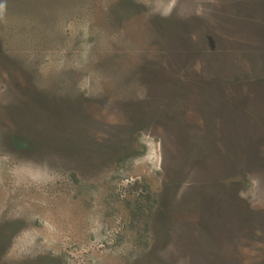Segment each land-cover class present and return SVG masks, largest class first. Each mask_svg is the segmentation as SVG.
Returning <instances> with one entry per match:
<instances>
[{"label":"rangeland","instance_id":"obj_1","mask_svg":"<svg viewBox=\"0 0 264 264\" xmlns=\"http://www.w3.org/2000/svg\"><path fill=\"white\" fill-rule=\"evenodd\" d=\"M0 264H264V0H0Z\"/></svg>","mask_w":264,"mask_h":264}]
</instances>
